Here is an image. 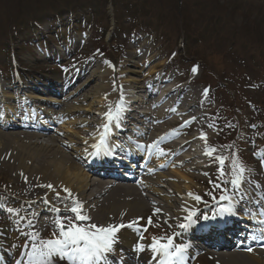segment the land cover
I'll return each mask as SVG.
<instances>
[{"label":"rangeland","instance_id":"rangeland-1","mask_svg":"<svg viewBox=\"0 0 264 264\" xmlns=\"http://www.w3.org/2000/svg\"><path fill=\"white\" fill-rule=\"evenodd\" d=\"M61 7L53 5L51 0H0V79L5 86L4 90L13 97L8 96V102L21 113H25L24 110L31 105L52 112L63 111L64 105L77 102L85 91L99 82V74L82 89L77 88L78 91H75L77 93L72 98L65 99V102L62 100L64 105L39 101L31 103V100L25 99V94L36 90L42 92L41 94H55L63 99L68 94L65 88L67 85H63L70 81L68 78L73 74L77 73L81 79L84 77L86 80L93 70L111 65L115 70L114 73H107L105 84L109 85V89L107 96L101 101L106 110L113 106L115 95L121 100L129 93V90H125L126 83H121L122 76H116L124 59L132 58L133 64L140 65L143 60L152 58L147 64L135 68L140 71L137 79H143L151 66L160 63L157 66L158 74L180 77L177 84L187 83L191 79V91L199 90L200 101L204 103L205 109H195L199 115L200 130L191 129L192 123L184 122L178 126L180 128L175 129L174 135L182 127H186L183 130L187 137L196 138L201 132H212V142L207 145L216 147L217 152L213 155H223L231 159L233 153H240L239 157L247 169L240 186L246 192L251 191L249 197L239 192V188L230 182L219 181L220 165L215 159L213 163L205 165L203 172L192 170L198 177L193 183L194 193L202 198L196 207L197 215L193 217L197 220L195 227L196 224L202 225V214L211 216L221 206L220 197L216 199L221 191L222 195L235 197L240 202L245 203L248 198L260 201L261 204L257 203L256 209L264 210V193L259 197L256 193L264 191V0H100L94 9L89 7L88 0H84L79 8L72 9L67 18H64L66 15L58 18L53 13L59 14ZM44 17L52 18L47 22ZM37 22L40 26H36ZM234 23L238 24V28ZM75 30H81V33L76 34ZM65 42H70V46H64ZM42 48L48 49L51 54L48 58L42 59ZM16 53L20 55L18 60L14 57ZM194 68L196 71H193ZM78 84L79 82L76 83ZM55 90H61L62 95L61 91ZM160 93L157 92V96L152 98V103ZM134 105L131 107L134 110L144 106L139 101ZM159 108L161 105L149 110ZM92 116L95 117L94 114ZM69 121L70 119L64 122L66 124ZM58 122L59 119L52 121L53 129L44 131L45 135L22 141L44 144L50 142L49 135L67 141L65 135L55 133L59 128ZM11 126L6 133L13 129L27 133L32 131L31 127ZM74 131L79 136L83 133L79 125L74 126ZM149 135H145L146 139ZM7 136L0 135V141L8 142ZM180 139L178 138L179 141ZM195 142L206 146L205 140L196 138L191 142V147ZM58 143L60 142H55ZM61 145L62 151L74 158L71 154L75 155V152L65 151V146ZM18 148L22 150L21 147ZM10 150L0 149V245L5 246L3 253L9 264H33L29 256L32 245L38 244L41 239L52 238L53 233L58 235L59 228L55 221L59 219L67 223L65 218L74 215L66 208V205L71 207V199H64V189L52 187V200L59 203L60 209L55 211V215H46L51 216V222L34 220L35 206L45 200L43 194L47 191L46 187L35 186L34 177L28 180L20 177L19 172L14 170L15 166L10 165ZM184 155L180 152L178 156ZM32 164L37 165L35 161ZM226 166L231 173L230 161L227 159L224 168ZM163 170L169 172L168 168ZM231 179L229 174L226 180ZM214 185L220 187L216 188ZM110 190H114V193L108 192L99 197L98 203L95 200L92 220L77 223L123 224L125 227L120 228V233L129 228V223L135 222L134 227L143 234V238L144 234L150 239L172 237L174 245H185V240L192 237V234L185 233V228L180 227L182 223H186L185 217H172L173 212L170 209L168 217H165L154 208V204L143 212L140 211L135 221H131V216L114 205L120 197L127 196L125 189L112 187ZM99 217L105 221H101ZM204 234L207 232L202 231L197 235ZM161 242L166 243V239ZM215 243L213 241L209 245L212 247ZM148 247L149 245H144L142 251L124 247L115 250L124 261L133 260L132 264H160L162 256ZM24 248L28 255L21 262L19 255L24 252ZM250 248L251 252L247 250L249 248L238 249L237 253L225 257L199 252L192 261L194 264H264L262 247ZM200 254L204 255L199 256ZM66 259L67 257L53 256L48 264H66ZM103 260L116 264L115 261H108L110 253ZM102 262L99 260L94 264H103Z\"/></svg>","mask_w":264,"mask_h":264},{"label":"bare ground","instance_id":"bare-ground-1","mask_svg":"<svg viewBox=\"0 0 264 264\" xmlns=\"http://www.w3.org/2000/svg\"><path fill=\"white\" fill-rule=\"evenodd\" d=\"M146 53L149 52L146 50ZM151 59L152 58H147L143 60V63H140V65L133 64L132 58L124 59L121 64V70L119 74L116 72V76H122L121 83H126V90H129V93L121 100L115 95L113 98V106L106 110L103 108L101 101L107 96V90L109 89V85L105 84L107 73H111V71L114 73L115 70L111 65H106L99 70H93L86 80L83 79L84 77L81 79L77 73L73 74L70 78L71 82H66L65 84L72 83L71 85H67V89L71 88L73 84L74 86L66 96L64 95L63 99L56 98L52 95L41 94V92H27L28 94H25V99L31 100V103L33 101H39L41 103L49 102L64 105L63 102H65V99L72 98V96L77 93L75 91H78L79 88L82 89L87 85L88 81H94L96 75L99 74V82L95 84L92 89L85 91L82 98L78 100L79 102L72 101V105H64L63 111L59 112H52V110H45L43 107L38 108L30 104L31 107L28 106V108L24 110L25 113H21L18 108H15V106L8 102V98L13 97L9 96L8 92L4 90L5 86L1 83L2 81L0 79V135L5 134L9 137L8 142L0 141V149H11L12 164L9 162L10 165L15 166L14 170L19 172L22 179L28 180L34 177L35 186L37 187L51 184L54 187L53 189L62 190L67 188L71 190L73 196L83 203V212L91 218L95 211L92 210V207L96 205L95 200L96 203H98L97 199H99V197L101 198V196L108 194V192L114 193V190L110 189L113 187L111 186L112 183L116 182L114 176L103 179H100L98 176L93 178L95 180L92 181V173L90 171L84 173V168L87 166L93 167V165H101L103 171L104 168H106L108 173L111 172L110 175H114V167L135 168L134 173L130 174L129 170L122 175L127 176L129 173L131 177L137 178L138 182L135 184L136 186L132 183H122L123 185L121 186L125 189L128 197H120L118 201L114 203L116 208L122 209L126 215L132 217L131 221H135L139 212H143V210L147 209L151 204L156 205L154 208L163 213L165 217H168V209L173 212L172 217L186 218L190 212L195 211V213H197L196 207L199 205V202L193 200L188 195V193L198 195L194 193L195 190L193 186L195 178L198 177L195 173L193 174L192 170L195 172L197 170L203 172L206 164L214 162L215 156L209 157L205 155L204 150L206 146L202 144L199 145L195 142L194 146L196 147L193 148V146L191 148V142L196 138L204 140L201 139V134L196 138L194 136L186 137L183 130L186 129V127H182L179 129L182 131L179 134L181 136H177L185 137L186 141L183 142L174 139V131L176 128H180L178 126L184 122H191L192 125L190 128L197 129L199 115L196 113L195 109H205L204 103L200 101L199 90L191 91L189 87L191 81L179 85L177 81L180 80V77H166L164 74H158L157 66H159L160 63L151 66L143 79H137L140 76V71L135 68L147 64ZM86 70H88V67ZM77 82H79L78 85H76ZM154 89L156 92H154ZM157 92L161 93L155 102L152 103L151 100L157 96ZM133 99H135L134 102ZM138 101L144 105L141 106L142 109L138 108V110H134V108H131L135 106L134 104L138 103ZM117 102L122 106V111L118 119L109 121L105 113L109 110L115 112ZM159 105H161V108L149 110V108H156L159 107ZM30 114L32 116H30ZM74 114H76V116H74ZM92 114L95 115L96 119ZM57 119H59V128L55 130V133L65 135L64 137L67 141L58 140L55 136L49 135L50 142L36 144V142H24L22 140L34 138L38 135L40 136L43 132L33 131V133H27V131L13 129L6 133V130L9 129L7 127L11 125L26 128L29 126V123H35V125H33L35 130L42 127L50 128L51 122H55ZM69 119L70 121L65 124L64 121ZM18 120L20 121L19 123L17 122ZM105 123L109 124L106 136L107 154L94 156L92 155L94 150L91 145L97 143L100 135L105 132V129L102 127ZM76 125H79L83 131L81 136L74 131V126ZM135 129H138V131L140 129L142 130L140 131L141 136H139L141 138L146 134H150L147 138L149 141H138L137 139H139V137L136 136ZM213 135L212 132L206 133L208 144H211ZM161 137H164L162 141L160 140ZM57 141L60 143L55 144ZM85 141H87V143H85ZM154 142H159V148L164 149V155H160L155 148L150 149L147 147ZM61 144L65 146V151L75 152V155L71 154L74 158L67 156L68 154L62 151ZM141 145L144 147H140ZM18 147H21L25 152ZM180 152L185 155L179 157L178 155H180ZM136 155L143 157L142 162L139 163L140 166L135 164ZM111 157L114 158V160H110L109 158ZM201 157L206 158L202 159ZM75 159H78L79 162ZM33 161L37 163L36 166H33ZM146 161H150V163L152 162L153 164L149 163L146 170L141 172L139 168L143 166ZM184 165L185 167H183ZM166 168L169 169V172H164L163 169ZM102 170H100V173L103 175ZM100 180L101 182L104 181L105 184L100 183ZM109 183L110 185H108ZM46 190L45 194H43L45 200H40L41 202L39 203L41 204L35 206L34 219L36 221L37 219H51L52 214L55 215V211L59 209V203L52 200V194L50 193L51 189L46 187ZM144 191L148 192L152 197L145 195ZM64 195L67 196V193L64 192ZM153 196L156 199L153 198ZM39 199H41V197ZM231 201L234 200L232 198L230 200H221V206L218 207L216 212L218 213L221 207H232L235 212L240 207L242 209L241 212H244V219L255 224V227L249 226V230L251 229L253 233L251 237H260V240L261 238L264 240V223L260 222L264 220V215H262L264 210L257 213L253 208L254 203L260 202L256 200L253 203L247 202V205L249 203L248 209L244 208L242 204H238L237 201L235 203H230ZM48 213H50L51 216L47 217L46 215H48ZM235 215L236 212L234 215L225 214L228 219L233 218ZM217 217V219L221 218L219 215H217ZM99 219L102 218L99 217ZM101 221L104 222L105 220L102 219ZM188 228L191 232H199L193 224ZM117 240L122 247L134 248L137 245L144 246L149 243L147 239L142 238L137 233L135 227L123 230ZM199 244L200 242L198 240L193 242V244L190 243V241H186L183 259H187L185 256L188 254L194 253L197 247H199ZM241 244L242 243H238V245ZM1 252L0 248V254ZM233 252H227L225 249H222L216 252V254L225 257L228 254L231 255ZM184 260H182L181 264H184ZM2 262H4V260L2 255H0V264H2Z\"/></svg>","mask_w":264,"mask_h":264},{"label":"snow or ice","instance_id":"snow-or-ice-1","mask_svg":"<svg viewBox=\"0 0 264 264\" xmlns=\"http://www.w3.org/2000/svg\"><path fill=\"white\" fill-rule=\"evenodd\" d=\"M193 71H196L194 68ZM122 111V106L117 105L115 112L109 110L105 115L109 121L119 118V114ZM187 123V122H186ZM105 129V132L100 135L97 143L91 145L93 148L92 155L100 156L101 154H107L106 149V136L109 129V124L105 123L102 125ZM211 127V125H210ZM164 137H161L162 141ZM201 139L205 140V150L204 154L212 157L213 153L217 152L216 147L207 146V136L205 133H201ZM87 143V141H85ZM144 147V146H140ZM152 149L155 148L160 155H164V149L159 148V142H154L151 145L147 146ZM232 147V146H228ZM228 159L223 155L215 156V160L219 163L220 167L218 169L221 176L225 175L224 172V163ZM230 168L232 179L230 181H225V183H231L234 187L239 188L243 181V174L247 169L242 163L239 162V159L235 156V153L232 154L230 161ZM41 187H48L51 189L53 186L51 184L41 185ZM214 187L219 188L220 185H214ZM64 191L67 193V196L64 197L65 200L71 199V207L66 205L68 211L74 215L71 218H65L67 223L56 220L55 223L59 228V234H52V238L41 239L38 244L32 245V251L29 253V256L32 258L33 264H48L49 260L53 256H59L61 258L67 257V259L72 262V264H94L95 261L105 259V254L113 250V245L116 242L117 236L116 233L120 228L125 227L123 224H96V223H87L81 224L77 223L78 221H90L92 218L83 212V203L77 200L71 190L65 188ZM211 195V193H207ZM188 195L195 201L200 202L201 196L194 195L193 193H188ZM59 197V193H57ZM215 199V197H213ZM221 200H230L231 198L225 195L220 197ZM9 211H12L9 209ZM58 211V209H57ZM225 214L234 215L232 207H221L219 212H213L211 216L207 214H202L201 218L205 221L212 219L215 220L217 215L224 216ZM196 213L190 212L189 215L185 218L188 223L181 224L180 227L187 228L192 224L197 223V220L193 219ZM264 215V213H262ZM264 223V220L260 221ZM149 223H151V218H149ZM135 222L129 223L127 227L133 228ZM38 235V234H37ZM166 239V243H162V240ZM154 253H158L164 257L161 260L160 264H181L183 260V254L186 249L185 245H174L172 237H153L152 243L150 245ZM139 250H143L142 245H138ZM174 249V250H173ZM249 252L252 251L251 248L247 249ZM19 264V262H17Z\"/></svg>","mask_w":264,"mask_h":264},{"label":"trees","instance_id":"trees-1","mask_svg":"<svg viewBox=\"0 0 264 264\" xmlns=\"http://www.w3.org/2000/svg\"><path fill=\"white\" fill-rule=\"evenodd\" d=\"M83 1L84 0H71V1L70 0H51L53 5L60 6V7L62 6L61 9H60V13L58 14V13L54 12L53 15L55 14V15H57L59 17L60 15H62L61 13H64L63 11H65V13L66 12H72V9L76 8V7L79 8V6H81L83 4ZM99 2H100V0H88L89 7H91V9H94L95 8L94 6H97L99 4ZM44 18L45 19H50L52 17H44ZM233 19L234 18H233V15H232V21H233ZM234 24L238 28V24L237 23H234Z\"/></svg>","mask_w":264,"mask_h":264}]
</instances>
